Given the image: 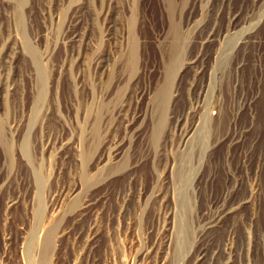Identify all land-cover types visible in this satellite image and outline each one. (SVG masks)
I'll use <instances>...</instances> for the list:
<instances>
[{
	"label": "rangeland",
	"instance_id": "1",
	"mask_svg": "<svg viewBox=\"0 0 264 264\" xmlns=\"http://www.w3.org/2000/svg\"><path fill=\"white\" fill-rule=\"evenodd\" d=\"M194 1L0 0V264H264V0Z\"/></svg>",
	"mask_w": 264,
	"mask_h": 264
},
{
	"label": "bare ground",
	"instance_id": "2",
	"mask_svg": "<svg viewBox=\"0 0 264 264\" xmlns=\"http://www.w3.org/2000/svg\"><path fill=\"white\" fill-rule=\"evenodd\" d=\"M159 3H160V8L162 10V12L167 16V18L172 21V18L178 14L179 17H181L182 14H188L190 12L191 9H193L194 7V4H195V1L192 0L191 1V6H187V2L188 0H158ZM227 2H230L231 0H226ZM190 2V1H189ZM192 11V10H191ZM176 17V16H175ZM181 19V18H180ZM190 19V18H189ZM175 20V19H174ZM234 20V19H233ZM232 20V21H233ZM181 21H178L177 24H175L172 28L173 30V34H175L177 36V38H175L174 41L171 42V44L168 45V50H167V56H168V60H170L171 62V65L173 63V65L175 64H178L179 61H181V56H180V42H179V39H178V35H179V30H178V25H180ZM172 23V22H171ZM176 23V22H175ZM172 25V24H171ZM171 31V30H170ZM174 35V36H175ZM167 44V43H166ZM166 46V45H165ZM166 50V49H165ZM182 51V50H181ZM165 53V54H166ZM131 58V57H130ZM199 58H201L202 60V55L200 54L197 58V60H199ZM129 59V58H128ZM200 60V61H201ZM129 61V60H128ZM130 63H131V60H130ZM133 63V62H132ZM131 63V64H132ZM133 65V64H132ZM170 65V66H171ZM174 65V66H175ZM172 68V67H171ZM170 69V68H169ZM171 71V70H170ZM164 98V97H163ZM162 100V99H161ZM163 102V100H162ZM200 112V111H199ZM198 114V111L195 110L193 111L192 113V117L193 118H196ZM198 117V116H197ZM161 118L162 115L160 116L159 118V121L158 123L161 122ZM214 118V117H213ZM215 120V119H214ZM217 124V123H216ZM192 125V124H191ZM215 126V125H214ZM192 129L191 126H188L187 128H185L184 132H185V135H187L190 130ZM192 131V130H191ZM231 134V133H230ZM223 136V135H222ZM187 137V136H186ZM191 137V135H190ZM231 138V137H230ZM187 140V139H186ZM212 180V179H211ZM212 183V182H211ZM229 197V195H228ZM227 197V198H228ZM227 198H225V196L221 197V199H216L214 201L215 204H218L216 205L217 207V210H216V215H215V220H220L222 219L224 216H226L227 214H229L231 211L237 209V206L235 207L234 205L236 204V200L233 199L232 197L227 201ZM218 223V222H217ZM209 227V226H208ZM201 252L197 253V260H201L202 256H201ZM203 255V254H202Z\"/></svg>",
	"mask_w": 264,
	"mask_h": 264
}]
</instances>
